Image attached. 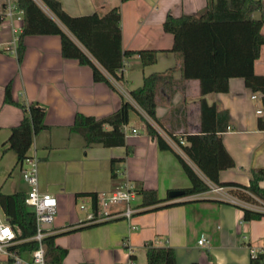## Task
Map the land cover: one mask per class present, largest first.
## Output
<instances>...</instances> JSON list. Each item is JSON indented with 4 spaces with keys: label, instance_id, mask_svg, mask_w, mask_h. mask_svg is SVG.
<instances>
[{
    "label": "crops",
    "instance_id": "1",
    "mask_svg": "<svg viewBox=\"0 0 264 264\" xmlns=\"http://www.w3.org/2000/svg\"><path fill=\"white\" fill-rule=\"evenodd\" d=\"M59 1L74 16L103 14L119 5L123 48L157 49L158 58L155 63L144 65L139 54L126 57L121 70L123 78L110 77L114 86L111 87L104 81L94 80L91 66L62 55L59 34H28L24 37L25 51L19 62L15 38L22 29L23 19L17 18V12L8 16L5 12L8 0H0V190L27 193L30 188L22 172L25 161L19 163L13 149L3 151L11 127L24 115L19 106L4 102L5 86L11 82L16 100L25 98L45 108L47 128L35 135L29 156L38 159L40 190L53 193L58 199L52 233L67 230L71 225L78 226L77 223L85 219L86 215L79 214L77 204L90 199L86 193L109 192L128 181L135 187L142 185L166 197L173 189L191 185L175 153L161 149L156 138L146 132L140 116L145 113L133 99L131 90L142 85L146 75L173 69L171 79L160 86L156 97V115L163 127L153 123L169 143L183 153L170 133L180 137L183 133L201 130L199 100L202 96L198 79L183 78L180 61L172 51L174 36L164 29L163 23L168 14L197 15L214 0ZM254 16L259 17L260 12L256 11ZM261 31L264 34V23ZM254 70L264 74V45L255 60ZM254 92L259 94L258 98L252 97ZM260 94L247 86L243 77H232L227 91L204 95L209 104H216L219 110H228L230 114V124L222 132V138L235 166L221 170L222 182L248 185L252 168L264 167V128L259 125L262 115L257 113L258 108H263ZM123 99L131 101L137 109L130 112L126 124V140L132 147L131 152L126 154L123 146L106 147L97 143L86 147L83 137L71 130L76 114L102 118L118 110ZM133 128L137 132L134 133ZM120 156H126L125 161L116 164L117 176L113 177L111 159ZM261 184L264 186V179ZM226 187L231 194L232 187ZM184 199L191 200L158 209L140 206L129 224L125 221L108 224V229L116 228V235L106 247L115 253L111 263L102 261L100 264L128 263L130 254H123L119 247L124 237L134 251L147 241L159 238L161 246L175 249L177 264H251L252 251L264 245V216L246 220L240 206L224 202L230 200L224 193L212 189L163 204ZM124 207L125 204H117L112 210ZM124 218L120 216L108 222ZM132 224L136 228H132ZM92 227L56 237L55 242L68 250L62 264L83 262L85 258L80 252L85 250V234L96 230ZM201 235L208 238L206 245L199 244ZM114 248L116 250H112ZM134 255L136 257L135 252ZM0 264L4 263L0 261Z\"/></svg>",
    "mask_w": 264,
    "mask_h": 264
},
{
    "label": "trees",
    "instance_id": "2",
    "mask_svg": "<svg viewBox=\"0 0 264 264\" xmlns=\"http://www.w3.org/2000/svg\"><path fill=\"white\" fill-rule=\"evenodd\" d=\"M39 1L15 2L23 13V25L16 47L19 62L25 51L24 37L28 34H59L62 55L76 58L80 63L91 66L94 80L104 81L111 87L114 86L110 77L117 80L123 78L121 70L126 57L139 54L144 65L157 61V49L123 48L119 5L111 7L103 14L94 12L74 16L63 8L59 0ZM256 11L260 12L259 17L254 16ZM263 23V0H214L197 15L166 16L163 27L174 36L172 51L180 61L183 78L198 79L202 96L199 100L201 130L180 135L185 143L180 142L178 135L170 133V137L183 153L177 151L153 123L163 127L156 115V97L160 86L171 79L173 69L150 73L144 77L142 85L131 90L133 99L145 113H140V116L146 132L156 138L161 149H169L175 153L191 181L190 186L181 188L184 191L181 197L208 191L212 184H217L231 186V194L243 201L264 202V186L261 184L264 167L252 168L248 185L220 181L221 170L235 166V160L226 149L222 138V132L227 130L231 119L228 110H219L216 104H209L204 97L209 92L227 91L230 78L243 77L247 86L261 93L264 109V74H258L254 70L255 60L259 58L264 45V34L261 31ZM4 102L15 104L23 110L22 119L11 127L9 137L3 143V151L13 149L20 163L29 156L35 135L47 128L44 120L45 108L25 98L16 100L12 94L11 82L5 86ZM132 110H137L135 105L123 99L118 110L102 118L79 112L71 130L83 137L86 147L96 143L106 147L123 146L128 154L132 147L127 143L123 125L129 122ZM259 125L264 128V116L259 119ZM125 157H112L113 177L117 176L116 164L124 162ZM136 190L141 196L140 205L152 209L191 200L163 204L174 198L170 195L160 197L156 190L145 189L142 185H137ZM86 194L91 196L92 204L96 206L98 193ZM26 197L27 193L24 191L4 193L0 190V208L4 218L20 230L17 236L20 242L10 246L17 253L31 251L38 246V242L31 239L36 232L35 212L27 205ZM224 202L240 206L246 220L264 216L262 210L228 200ZM108 221L88 224L80 221L78 226L71 225L67 230L47 235L44 239L47 258L55 264H62L67 255L68 250L55 242L59 234ZM130 256L135 257L134 254ZM146 258L148 264H177L176 252L172 246H148ZM251 264H261V259L251 257Z\"/></svg>",
    "mask_w": 264,
    "mask_h": 264
},
{
    "label": "built area",
    "instance_id": "3",
    "mask_svg": "<svg viewBox=\"0 0 264 264\" xmlns=\"http://www.w3.org/2000/svg\"><path fill=\"white\" fill-rule=\"evenodd\" d=\"M5 12L8 16H13L18 13L17 18L23 19L22 10H19L15 3H11L8 0L5 7ZM18 37L15 38L17 42ZM261 95V94H260ZM253 98H258L259 94L254 92ZM257 113L264 116V109L258 108ZM125 133H127L126 124L123 125ZM134 133L137 129L133 128ZM180 142L185 143V139L180 137ZM24 161L28 163V166L23 169V177L29 183L30 188L27 192L26 203L35 212L36 218V232L31 237L32 240L38 242V246L31 251H25L17 253L10 249V246L20 242L17 238L19 228L11 225L5 220L2 209L0 208V258L4 259L7 264H23L25 261L24 256L30 258L29 264H55L52 260L47 258V245L44 239L47 235L52 234L53 224L57 215L58 199L50 192L41 191L39 188L38 180V159L34 156H27ZM211 189L219 193H224L225 197L231 202L246 205L258 210L264 211L263 201L259 200L258 203H250L231 195L227 191L225 185L212 184ZM141 196L138 194L136 187L128 181L118 185L115 189L109 192H102L98 194L97 205L92 204V198L88 199L86 203L90 205L88 209L87 205L81 204V209L87 210L85 219L81 220L83 223H97L105 220L117 218L123 216L129 221L137 212L140 205ZM117 204H125L123 210H112V206ZM132 228H136V225L132 224ZM199 244L206 245L209 240L205 235H201L198 240ZM161 240L159 238L151 239L145 243L146 248L148 246H161ZM125 245L129 248L130 253L134 254V249L126 241ZM252 257H259L261 264H264V245L254 249L252 251ZM126 264H136L135 261H128Z\"/></svg>",
    "mask_w": 264,
    "mask_h": 264
},
{
    "label": "rangeland",
    "instance_id": "4",
    "mask_svg": "<svg viewBox=\"0 0 264 264\" xmlns=\"http://www.w3.org/2000/svg\"><path fill=\"white\" fill-rule=\"evenodd\" d=\"M11 3H15L16 0H10ZM28 166V163L25 161L24 162V167L26 168ZM19 167L17 168V170ZM84 203V200H80L77 204V209L79 210L80 215H87V210L81 209V204ZM87 205L88 209L90 208V205L88 203H84ZM121 221H125L129 224V220L127 218H124L122 220L114 221V222H107L103 224H98L96 226H93L92 228L96 229L90 230L85 234V250H82L80 252V255L84 256V260L81 264H100L102 261L106 263H111L115 252H111L107 250L108 243L110 241H113L114 235H116V228H109L108 229V224L111 223H119ZM107 226V227H106ZM129 227V225H128ZM88 229V228H87ZM94 231V232H93ZM125 237L124 240H121V245L119 246L120 249H122L123 254H129V248L125 245ZM104 246V247H103ZM136 249V248H135ZM112 250H116L115 248ZM121 251V250H119ZM136 257L132 258L133 261H135L136 264H148L147 258H146V246L143 245L141 247H138L136 251ZM25 261L23 264H29L30 258L28 256H24ZM101 258V259H100ZM100 259V260H99ZM127 260H131V258H127ZM0 261L4 264H6L5 261L1 260ZM123 264V263H121Z\"/></svg>",
    "mask_w": 264,
    "mask_h": 264
},
{
    "label": "water",
    "instance_id": "5",
    "mask_svg": "<svg viewBox=\"0 0 264 264\" xmlns=\"http://www.w3.org/2000/svg\"><path fill=\"white\" fill-rule=\"evenodd\" d=\"M184 194L182 189H173L169 192V195L173 198L181 197Z\"/></svg>",
    "mask_w": 264,
    "mask_h": 264
}]
</instances>
